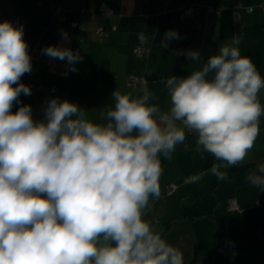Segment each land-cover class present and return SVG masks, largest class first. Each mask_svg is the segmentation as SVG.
Here are the masks:
<instances>
[{"label": "clouds", "instance_id": "clouds-1", "mask_svg": "<svg viewBox=\"0 0 264 264\" xmlns=\"http://www.w3.org/2000/svg\"><path fill=\"white\" fill-rule=\"evenodd\" d=\"M23 37L22 25L0 22V264H183L182 252L143 219V210L161 195L159 155L171 160L177 144L190 150L186 131L197 134V153L226 162L208 170L217 179L227 178L220 168L237 166L253 147L264 78L241 55L240 38L221 44L200 70L167 79L169 112L148 103L154 93L143 81L136 98L115 90V105L99 124L59 97L47 100L43 120L33 119L30 105L11 111L21 94L31 95L20 82L32 71ZM178 39L168 30L161 47ZM138 40L147 43L143 34ZM42 52L67 61L72 72L83 59L69 47ZM183 54L201 61L197 51ZM249 179L264 191V164Z\"/></svg>", "mask_w": 264, "mask_h": 264}, {"label": "crops", "instance_id": "crops-1", "mask_svg": "<svg viewBox=\"0 0 264 264\" xmlns=\"http://www.w3.org/2000/svg\"><path fill=\"white\" fill-rule=\"evenodd\" d=\"M258 1L0 0V16L23 18V38L32 64V71L20 81L31 87V95L21 94L20 103H14L11 111L16 112L20 104L30 105L33 119L43 120L47 100L59 97L84 108L90 121L104 124V114L115 105V90L133 98L143 95V81L128 83L127 76L135 75L154 93L148 103L157 105L162 113L169 112L167 79L184 78L200 70L209 57L219 54L220 45L230 44L234 36L240 38L241 55L248 57L264 78V12ZM99 2L106 3L112 13L79 12L83 5L95 8ZM55 5L64 10L55 12ZM71 21L78 22L79 29H71ZM101 23L108 29L104 38L96 33ZM168 30H176L180 39L162 48ZM62 32L68 33V41L62 39ZM140 34L147 43L139 42ZM49 45L79 51L83 59L75 65L77 71H69L67 61L44 55L42 49ZM136 46L143 50L136 52ZM188 50L197 51L201 61L187 58L183 53ZM258 100L264 107V88ZM258 126L259 134L244 160L220 168L226 179H217L208 171L214 164L226 162L208 152L203 156L197 153L195 132L186 131L189 151L184 150V144H177L171 160L159 155L161 195L149 198L143 219L182 252L183 264H264V191L249 179L264 164V113ZM197 173L206 174L197 183L184 182ZM171 184L175 187L168 192ZM230 198L237 201L239 210L228 209Z\"/></svg>", "mask_w": 264, "mask_h": 264}, {"label": "built area", "instance_id": "built-area-1", "mask_svg": "<svg viewBox=\"0 0 264 264\" xmlns=\"http://www.w3.org/2000/svg\"><path fill=\"white\" fill-rule=\"evenodd\" d=\"M257 6L260 8V10L262 12H264V0H259L258 3H257ZM248 9L252 10L253 7L250 6V7H248ZM61 10H64V8L61 5H55V7H54V11L55 12H58V11H61ZM79 12L81 14H84V15H91V14L106 15V14L112 13V10L108 7L107 4H105L104 2H100L97 5L96 9H93V8H91L89 6L83 5L80 8ZM3 21H10V22L13 23L14 26H17V27L22 25L23 29H25V26H24V23H23L24 20L19 15H16V16H13V17H8V16L2 15V16H0V22H3ZM69 25H70V28L73 29V30L79 29V24L76 21H71L69 23ZM96 33H97L99 38H104L108 34V29L104 26L103 23H101L97 27ZM142 50H143V48L141 46H136L135 47V51L136 52H140ZM127 80H128L129 84H135V83H137L139 81H145L142 77H138V76H135V75L127 76ZM174 187L175 186L173 184L169 185L168 188H167L168 192H171L174 189ZM228 209L229 210H239V206L237 204V201L234 198H230L228 200Z\"/></svg>", "mask_w": 264, "mask_h": 264}, {"label": "trees", "instance_id": "trees-1", "mask_svg": "<svg viewBox=\"0 0 264 264\" xmlns=\"http://www.w3.org/2000/svg\"><path fill=\"white\" fill-rule=\"evenodd\" d=\"M99 3H100V2H99ZM99 3H98V4H99ZM98 4H97V5H98ZM105 4H106V3H105ZM108 7H109V6H108ZM91 8H93V7H91ZM96 8H97V6H96L95 8H93V9H96ZM109 8H110V7H109ZM110 14H111V13H110ZM91 15H96V14H91ZM106 15H109V14H106ZM100 16H103V15H100Z\"/></svg>", "mask_w": 264, "mask_h": 264}]
</instances>
